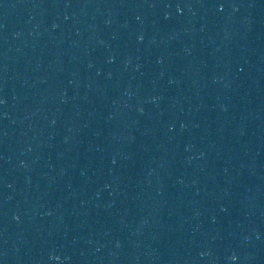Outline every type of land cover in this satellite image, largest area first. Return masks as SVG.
<instances>
[{
  "label": "water",
  "instance_id": "95a60500",
  "mask_svg": "<svg viewBox=\"0 0 264 264\" xmlns=\"http://www.w3.org/2000/svg\"><path fill=\"white\" fill-rule=\"evenodd\" d=\"M0 264H264V0H0Z\"/></svg>",
  "mask_w": 264,
  "mask_h": 264
}]
</instances>
